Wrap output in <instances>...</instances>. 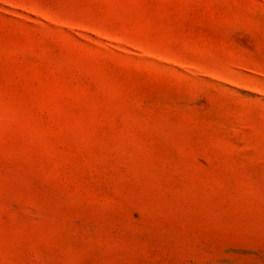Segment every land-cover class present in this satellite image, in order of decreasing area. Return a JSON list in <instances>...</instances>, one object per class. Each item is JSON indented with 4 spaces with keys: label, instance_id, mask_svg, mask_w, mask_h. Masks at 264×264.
<instances>
[{
    "label": "rangeland",
    "instance_id": "rangeland-1",
    "mask_svg": "<svg viewBox=\"0 0 264 264\" xmlns=\"http://www.w3.org/2000/svg\"><path fill=\"white\" fill-rule=\"evenodd\" d=\"M0 264H264V0H0Z\"/></svg>",
    "mask_w": 264,
    "mask_h": 264
}]
</instances>
